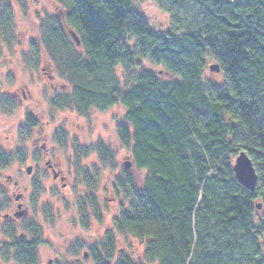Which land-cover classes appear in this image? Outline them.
Instances as JSON below:
<instances>
[{
  "label": "trees",
  "instance_id": "1",
  "mask_svg": "<svg viewBox=\"0 0 264 264\" xmlns=\"http://www.w3.org/2000/svg\"><path fill=\"white\" fill-rule=\"evenodd\" d=\"M60 2L67 11L52 17L48 37L72 72L73 94L65 98L87 113L122 105L118 139L146 173L140 187L127 168L118 178L128 207L96 249V263L264 264L257 213L264 200V0H155L169 18L163 30L152 29L132 0ZM4 16L10 25V6ZM211 62L224 74L220 85L205 77ZM97 149L113 159L110 147ZM243 151L259 176L254 192L234 174ZM9 163L0 152V166ZM118 235L142 241L141 257L118 255ZM41 244L38 233L0 249L13 248L18 264H36Z\"/></svg>",
  "mask_w": 264,
  "mask_h": 264
},
{
  "label": "rangeland",
  "instance_id": "2",
  "mask_svg": "<svg viewBox=\"0 0 264 264\" xmlns=\"http://www.w3.org/2000/svg\"><path fill=\"white\" fill-rule=\"evenodd\" d=\"M132 1L152 29L167 27L168 15L155 0ZM10 4L14 13L7 25L4 12ZM59 11H67L60 0H0V152L10 160L7 166H0V210H9L13 186L6 178L12 176L21 185L30 212L17 223L0 220V242L11 245L19 238L34 239L39 233L43 244L37 248L36 264H48L51 259L52 264H97V243L112 231L114 219L128 207L117 188L126 163H131L127 170L139 187L146 173L134 167L129 151L118 139L117 125L125 120L122 105L105 111L92 108L87 113L80 111L73 99H66L73 94L72 72L59 46H50L48 37L52 17L62 16ZM145 66L161 70L150 62ZM121 70V66L115 69L126 89L128 79L121 77ZM205 77L218 85L224 81L221 70H208ZM26 112L38 120L36 126L27 124ZM42 143L48 158L68 176L66 189L48 176ZM100 145L113 150V159H103L97 149ZM28 167H33L31 174ZM257 203L262 207L257 213L263 219L264 200ZM84 206L88 214L82 212ZM118 239V255L133 260L141 257L142 241L127 235H118ZM0 264H18L16 251L2 246Z\"/></svg>",
  "mask_w": 264,
  "mask_h": 264
},
{
  "label": "flooded vegetation",
  "instance_id": "3",
  "mask_svg": "<svg viewBox=\"0 0 264 264\" xmlns=\"http://www.w3.org/2000/svg\"><path fill=\"white\" fill-rule=\"evenodd\" d=\"M10 7L12 9V12L14 13L13 7H12L11 4H10ZM59 13H60V15L62 14V12H60V11H59ZM49 78L51 80L52 88L55 89L56 87L52 83V81H53L52 77L49 76ZM14 95H17V93H15ZM29 117L32 118L33 122H29L28 121ZM24 118H25V120L27 121V124L30 127H34V126H36L38 124V120H36L34 118V116L31 113H29V112L24 113ZM41 149L44 151V156H43L44 160L43 161H45V164L43 166L46 168V170H47V172L49 174L48 176H51L55 183H61V187L63 189H66L69 186V183H68L69 178H68V176L64 173L63 170H61L59 168V165H56L55 163H53V160L48 158V150L46 148V144L45 143H42ZM93 178H91V179H93ZM6 180L13 187L11 189V197L9 198L10 199L9 210L4 211V212H1L2 210H0V220L3 221V222L4 221H8V222L17 223L22 218L27 217L30 212H29L27 206L24 203L25 195H24V191L21 189V185H19V182L17 180H14L12 178V176H7ZM96 180H97V178H96ZM91 203H92V201H91ZM81 209H83L82 212H84L85 214H88L87 211H86V206L82 207ZM88 219H90V217H88L87 220ZM88 224H89V220L86 222L85 225L88 226ZM105 239H106V236L104 238L100 239V241L97 243L96 248L94 249V251H96V249L105 241ZM85 256H86V254H85ZM102 256H103V253H102ZM94 260H95V252H94ZM50 261L52 262V259L48 261V264H49Z\"/></svg>",
  "mask_w": 264,
  "mask_h": 264
},
{
  "label": "water",
  "instance_id": "4",
  "mask_svg": "<svg viewBox=\"0 0 264 264\" xmlns=\"http://www.w3.org/2000/svg\"><path fill=\"white\" fill-rule=\"evenodd\" d=\"M69 35L77 46L81 45L80 38L73 30L69 29ZM209 70L210 72L219 73L221 67L219 64H213L210 65ZM125 166L127 169H129L131 167V163H126ZM233 170L237 181L244 188H246L251 192H254L256 190L259 181V176L252 159L250 158V156L247 154L246 151L241 152L236 157ZM27 173L28 174L32 173V167L27 168ZM258 208L260 209L261 206H258ZM49 264H52V262L50 261Z\"/></svg>",
  "mask_w": 264,
  "mask_h": 264
}]
</instances>
